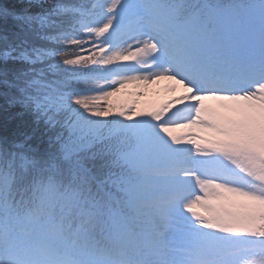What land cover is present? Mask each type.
I'll list each match as a JSON object with an SVG mask.
<instances>
[{"label":"rangeland","instance_id":"rangeland-1","mask_svg":"<svg viewBox=\"0 0 264 264\" xmlns=\"http://www.w3.org/2000/svg\"><path fill=\"white\" fill-rule=\"evenodd\" d=\"M245 1L253 7L248 24L253 17L264 29V0ZM161 6L160 0L99 3L87 31L97 36L91 51L112 80L88 98L92 111L75 123L95 134L111 124L119 104L116 133L136 134L150 122L144 138L132 142L142 146L123 158L130 170L125 190L143 205L135 227L146 233L127 228L112 246L31 214L0 221V264H264V73L241 82L218 76L223 67L211 76L212 65L180 66L164 48L165 36L151 30ZM184 31L200 36L194 22ZM248 57L254 71L264 72L262 51L249 46Z\"/></svg>","mask_w":264,"mask_h":264},{"label":"trees","instance_id":"trees-1","mask_svg":"<svg viewBox=\"0 0 264 264\" xmlns=\"http://www.w3.org/2000/svg\"><path fill=\"white\" fill-rule=\"evenodd\" d=\"M101 1L0 0V221L48 216L112 245V228L124 226L119 211L128 228L146 233L135 227L143 205L129 198L123 178L130 171L125 156L142 146L143 141L132 142L144 138L150 122L136 134L116 133L112 123L124 110L119 104L112 108L111 124L95 134L75 124L92 111L88 98L112 80L99 64L100 55L91 51L100 43L97 36L87 31ZM160 1L164 7L151 30L165 36L180 66L195 70L212 58L213 69L223 67V75H217L226 80L262 77L246 62L245 24L254 15L245 0ZM249 18L253 40L264 51V29ZM187 21L196 23L194 34L200 36H185ZM229 43H236L240 56L228 54Z\"/></svg>","mask_w":264,"mask_h":264}]
</instances>
